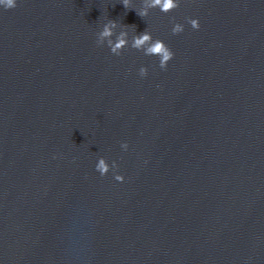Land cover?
<instances>
[{"label": "water", "instance_id": "water-1", "mask_svg": "<svg viewBox=\"0 0 264 264\" xmlns=\"http://www.w3.org/2000/svg\"><path fill=\"white\" fill-rule=\"evenodd\" d=\"M132 3L0 7V264H264V0Z\"/></svg>", "mask_w": 264, "mask_h": 264}, {"label": "clouds", "instance_id": "clouds-1", "mask_svg": "<svg viewBox=\"0 0 264 264\" xmlns=\"http://www.w3.org/2000/svg\"><path fill=\"white\" fill-rule=\"evenodd\" d=\"M122 3L126 9H134L132 0H122ZM0 7L6 10L13 9L17 7V0H0ZM180 7V0H143L142 7L135 10L137 14L144 18L149 15V9L159 8L163 13H169ZM174 19V18H173ZM188 22L193 29L199 30L200 22L198 19L188 18ZM120 27V25L115 20H109L104 26L102 31L98 33L97 45L103 46L104 40L107 39V45L111 52L115 55H121L123 50L129 46L128 41V31L123 30L118 34L114 31ZM184 31V26L180 23H175L172 28V33L180 34ZM115 36V40L112 37ZM131 47L136 50H141L145 55L148 56H158L160 58L159 66L161 69H167L169 61L174 58V52L170 47L160 39H154L151 32L145 30L143 33L136 34L131 38ZM139 74L142 77H146L148 74V69L146 67H141L139 69ZM122 147L127 149V143L123 144ZM111 167H118L115 161ZM97 171L101 175H106L110 171V165L105 158H100L98 164L96 165ZM115 179L123 182V175H116Z\"/></svg>", "mask_w": 264, "mask_h": 264}]
</instances>
